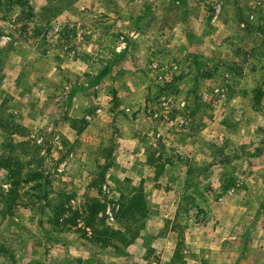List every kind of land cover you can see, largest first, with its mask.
<instances>
[{
	"label": "rangeland",
	"instance_id": "374dc122",
	"mask_svg": "<svg viewBox=\"0 0 264 264\" xmlns=\"http://www.w3.org/2000/svg\"><path fill=\"white\" fill-rule=\"evenodd\" d=\"M21 2L0 13V264H187V232L172 250L151 239L207 221L206 209L181 193L184 210L153 212L121 136L141 126V162L159 179L182 164L195 193L196 178L211 191L214 167L227 186L262 177L264 0ZM75 98L84 122L67 114ZM86 125L100 131L94 150L71 129ZM169 187L156 186L164 200ZM105 230L111 243L95 239Z\"/></svg>",
	"mask_w": 264,
	"mask_h": 264
},
{
	"label": "crops",
	"instance_id": "0c3cea01",
	"mask_svg": "<svg viewBox=\"0 0 264 264\" xmlns=\"http://www.w3.org/2000/svg\"><path fill=\"white\" fill-rule=\"evenodd\" d=\"M77 101L76 98L71 101L67 114L74 120H87L90 114L86 113L84 105H79ZM97 110L99 114L96 116L98 117L105 113L102 107H98ZM134 126L135 130L124 126L125 130L121 136V164L125 167L133 164L130 167L132 172H136L135 167H142V173H135V175L139 179L148 178L151 184L149 203L153 212L158 214L169 210L170 213H176L184 210L185 205L180 199L182 198L181 193L182 195L190 194L191 201L195 205H202L207 212V221L197 225L183 222L181 226L178 224L173 231L172 224L166 237L155 235L151 239V245L158 248L165 243L167 247H171L170 250L174 249L178 243V234L175 237V231L178 230L187 232L188 248L185 250L187 264H264V222H262L264 214L261 210V201H264V174L261 173L262 177L258 173L239 176L240 178L234 176V185L227 186V178L222 174L223 169L214 167L213 173L207 179L205 178L211 182L209 183L212 185L211 191L202 192L204 186L201 181L199 183L200 179L196 178L198 191L195 193L193 188L189 190L186 188L187 167L182 164L178 163L171 169L167 168L166 173L159 179L154 173L155 168L152 162L148 161L146 165L141 162L140 157L145 148L136 133L140 134L142 130L138 124ZM71 129L77 134L76 136L80 134L84 140L89 142L88 146L91 150L99 147L101 135L96 128L86 125L83 130H74V127ZM153 134L152 131H148L147 137H152ZM238 180L241 184L245 182L244 185L237 184ZM159 182H165L170 186L165 193L166 200L162 199L161 191L156 188ZM177 190L178 193H176ZM255 200L258 202L260 200V202L255 203ZM254 206H256L255 210ZM163 207L166 209L163 210ZM259 213L263 217L261 222L257 217ZM156 227L160 228V226ZM194 247H197V252L193 249ZM157 252L162 253V250H157Z\"/></svg>",
	"mask_w": 264,
	"mask_h": 264
},
{
	"label": "trees",
	"instance_id": "16d2710c",
	"mask_svg": "<svg viewBox=\"0 0 264 264\" xmlns=\"http://www.w3.org/2000/svg\"><path fill=\"white\" fill-rule=\"evenodd\" d=\"M21 1L22 0H0V13H2V12L10 13L11 11H14L16 9V7L17 8L22 7L23 5H25V3L21 2ZM7 53H8L7 47L0 49V66L4 64ZM2 80H3V76L0 74V82ZM76 121H79V120H76ZM81 121L84 122V120H81ZM84 127H82L81 130H83ZM5 197H6L5 200H3V204H4L3 214L4 215L8 214V210H10L12 208V201L16 199L15 196H13V199H11L9 195H7ZM133 198L134 199L131 202V204H132L131 208L134 212H136L137 210H140L143 207V205L140 202L138 195L133 197ZM96 214H97V212L92 213V215L94 217ZM132 214H134V213H132ZM96 235H97V236H95L96 240H100L102 242L105 241L106 243L112 242V240L110 238V233L107 230L100 231L99 234H96ZM6 250H8V249H6Z\"/></svg>",
	"mask_w": 264,
	"mask_h": 264
},
{
	"label": "built area",
	"instance_id": "2783aa9c",
	"mask_svg": "<svg viewBox=\"0 0 264 264\" xmlns=\"http://www.w3.org/2000/svg\"><path fill=\"white\" fill-rule=\"evenodd\" d=\"M219 11H220V4L216 5L215 7V13H214L215 18H217Z\"/></svg>",
	"mask_w": 264,
	"mask_h": 264
}]
</instances>
